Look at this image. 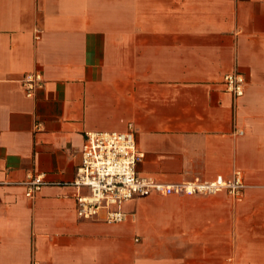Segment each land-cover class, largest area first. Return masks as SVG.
Listing matches in <instances>:
<instances>
[{"label":"crops","instance_id":"0c3cea01","mask_svg":"<svg viewBox=\"0 0 264 264\" xmlns=\"http://www.w3.org/2000/svg\"><path fill=\"white\" fill-rule=\"evenodd\" d=\"M33 72L45 86L28 97ZM130 124L140 175L241 171L242 195L135 196V220L80 218L85 134ZM35 262L264 264V0H0V264Z\"/></svg>","mask_w":264,"mask_h":264},{"label":"built area","instance_id":"2783aa9c","mask_svg":"<svg viewBox=\"0 0 264 264\" xmlns=\"http://www.w3.org/2000/svg\"><path fill=\"white\" fill-rule=\"evenodd\" d=\"M227 92L239 98L245 94L246 78L241 73L224 77ZM23 86L28 97L43 89L45 80L40 72L24 77ZM243 134V132H241ZM82 152V164L78 169L74 185L88 190L87 195L77 198L78 216L86 220H98L104 214L107 223H124L136 216L122 210L125 203L135 196H195L213 195L226 191L234 198L242 195L246 188L244 174L235 172L231 179L222 175L213 181L196 179L175 185L161 183L152 177L138 173V165L145 158L138 147L133 124L125 132H88ZM46 184L42 175L30 176L27 195L33 198ZM38 264V263H34Z\"/></svg>","mask_w":264,"mask_h":264}]
</instances>
